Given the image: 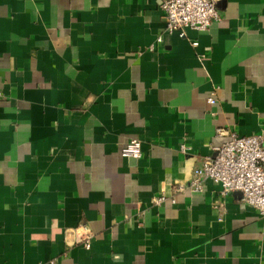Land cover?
Listing matches in <instances>:
<instances>
[{
  "label": "crops",
  "instance_id": "obj_1",
  "mask_svg": "<svg viewBox=\"0 0 264 264\" xmlns=\"http://www.w3.org/2000/svg\"><path fill=\"white\" fill-rule=\"evenodd\" d=\"M162 1L0 0V264H264L240 192L187 189L264 136V0L182 35Z\"/></svg>",
  "mask_w": 264,
  "mask_h": 264
},
{
  "label": "built area",
  "instance_id": "obj_2",
  "mask_svg": "<svg viewBox=\"0 0 264 264\" xmlns=\"http://www.w3.org/2000/svg\"><path fill=\"white\" fill-rule=\"evenodd\" d=\"M216 2L217 0H163L161 10L165 21L164 32H179L182 35L185 29L204 31L211 23L221 22ZM156 41L161 43L162 35ZM192 45L195 46L196 43ZM214 96L213 92L208 98L211 105L216 103ZM181 150L185 151L186 148L182 146ZM120 154L125 159H140V141L131 139ZM204 180L218 185L222 196L240 192L242 201L254 208L260 217H264V136L240 137L231 132L228 141L215 149L213 157L205 159L200 167L193 170L187 189L190 192H201ZM164 200L162 196L157 202ZM83 240L88 248V238Z\"/></svg>",
  "mask_w": 264,
  "mask_h": 264
}]
</instances>
